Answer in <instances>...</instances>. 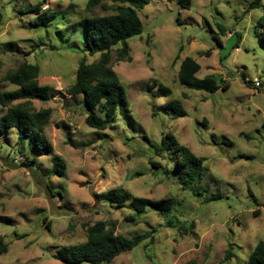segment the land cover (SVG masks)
Wrapping results in <instances>:
<instances>
[{"label":"rangeland","instance_id":"1","mask_svg":"<svg viewBox=\"0 0 264 264\" xmlns=\"http://www.w3.org/2000/svg\"><path fill=\"white\" fill-rule=\"evenodd\" d=\"M87 1L0 0V92L15 89L3 78L21 63L40 68L38 83L51 99L30 107L51 110L44 134L53 151L31 150L15 130L0 136V216L6 218L0 236L8 247L0 264H64L59 250L85 242L86 227L97 221L114 222L127 239L152 235L110 264H246L264 241V0L252 10L251 0H193L187 10L153 0L138 11L142 34L128 41L130 60H111L127 96L128 123L103 132L86 126L82 97L66 94L78 62L98 58L84 52L86 18L111 13H86ZM41 3L40 13L55 15L47 28L34 27L26 12ZM186 57L200 66L198 78L217 75L228 89L208 94L181 87L177 72ZM159 84L168 95L157 96ZM175 100L185 116L167 109ZM166 135L202 161L199 196L158 173L167 166L165 154L142 150V139L158 145ZM31 158L37 163H21ZM58 160L66 165L62 174L51 172ZM154 161L161 170L151 167ZM112 189L177 200L174 227L151 209L136 216L108 207L98 197Z\"/></svg>","mask_w":264,"mask_h":264},{"label":"trees","instance_id":"2","mask_svg":"<svg viewBox=\"0 0 264 264\" xmlns=\"http://www.w3.org/2000/svg\"><path fill=\"white\" fill-rule=\"evenodd\" d=\"M152 1L88 0L85 5L86 13L92 12L96 8L111 13L86 18L84 52L90 57L97 56L98 58L91 63L86 62L85 58L78 62L74 72V81L67 88L66 94L69 97H82L81 106L86 112L85 124L95 131L103 132L117 127L120 123L127 126L128 100L120 78L111 65V60L113 55L118 62L130 60L128 41L142 34V23L137 12ZM168 1L175 2L181 9L187 10L193 0ZM261 1L251 0L248 9L258 8ZM41 5L42 3L26 12L33 13L34 27L47 28L54 21L55 15L40 13ZM18 13L25 14L23 11ZM261 42L264 44V37ZM178 59L179 54L174 60ZM199 70L200 66L194 59L184 58L179 64L177 72L178 84L187 90L202 91L208 94L228 89L227 83H224L217 75L211 74L198 78ZM39 74L38 66L26 62L6 73L3 81L15 89L0 92V108L3 110L0 114V136L4 131L15 130L20 138L28 140L31 150L40 149L47 154H52V146L44 134L50 124L51 110L33 111L30 107L31 101L43 102L51 99L49 88L38 83ZM157 87L158 97L169 94L168 90L160 84ZM150 89L151 87L148 88V90ZM167 109L176 116H185L181 103L177 100L170 101L167 104ZM98 136L101 140L106 138V135ZM140 143L147 145L144 149L142 147V150L147 154L152 153V150H157L160 155L165 154L167 166L158 173L166 179L175 178L182 190H189L195 197L199 196L196 189L203 188L200 185L203 178L202 161L195 154L187 147L179 145L170 135H166L158 145L151 143L148 138L142 139ZM21 163L36 164L37 160L36 158L25 159ZM65 167L64 162L54 161L51 172L62 174ZM151 167L158 170L162 168L158 161L151 162ZM98 199L115 210L129 208L136 216L151 209L166 222L168 227H174L171 220L174 218L173 213L176 211V207L179 206L178 201L173 198L151 200L133 196L123 189H112L101 194ZM218 199L219 197L216 195L214 200ZM5 221L6 218L0 216V223ZM46 227H49L48 223H46ZM85 234V242L60 249L57 259L64 264H110L114 259L131 252L147 239L152 241L150 233L136 235L131 239L117 235L115 223L107 221H97L93 225L87 226ZM7 251L8 247L3 237L0 236V257ZM231 257L232 255L228 251L225 259L229 260ZM246 264H264V241L255 245Z\"/></svg>","mask_w":264,"mask_h":264},{"label":"built area","instance_id":"3","mask_svg":"<svg viewBox=\"0 0 264 264\" xmlns=\"http://www.w3.org/2000/svg\"><path fill=\"white\" fill-rule=\"evenodd\" d=\"M252 85H254L255 87H259L260 82L257 81V80H254V81L252 82Z\"/></svg>","mask_w":264,"mask_h":264}]
</instances>
